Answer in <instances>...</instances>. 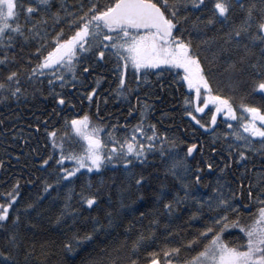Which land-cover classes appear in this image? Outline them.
Wrapping results in <instances>:
<instances>
[{"label": "snow or ice", "instance_id": "obj_1", "mask_svg": "<svg viewBox=\"0 0 264 264\" xmlns=\"http://www.w3.org/2000/svg\"><path fill=\"white\" fill-rule=\"evenodd\" d=\"M217 25L227 30L216 28L213 35H207ZM194 41L196 49L202 44L214 47L213 60L239 51L236 60H226L225 70L244 73L248 77L246 95H258L264 102V0H75L74 4L72 0H0V99L6 98L3 93L18 98L22 79L39 91H43L47 80L49 94L63 105L65 98L55 89L65 87L70 79H79L77 63L90 60L92 65H98L114 58L117 96L130 94L147 84L150 76L160 77L164 72L173 73L174 82L191 90L183 99V115L204 129V134L210 132L214 139L227 138L224 167H230L233 160L239 164L250 159L249 153L264 156V108L243 98L235 104L231 97L214 93L210 73L194 49ZM17 45L21 52L29 47L31 51L18 56ZM81 72H88L87 64ZM95 91L93 87L84 98L91 100ZM208 105L212 107L205 111ZM148 107L140 106L136 123L124 124L122 139L115 138L116 125L102 129L91 122L87 112L70 120L66 117L65 127L70 125L83 142L79 152H65L63 141L58 143L55 138L56 130L47 132L59 152L39 160V166L48 171L41 191L64 188L60 211L48 220L61 229V250L70 256L78 255L98 237L108 239L110 229L119 228L124 232L123 240L110 249L101 246L100 240L96 244L100 255L88 254L83 264H117L110 254L104 255L106 250L117 253L119 264H264V171L258 172L256 180L249 178L247 184L244 177L237 178L238 188L246 189L243 203L238 188L230 189L231 195H226L219 180L209 195H200L201 165L197 162L192 168L188 164L197 144L187 143L183 154L172 151L177 147L176 137L165 139L166 132L145 123ZM135 111V106H130L129 116ZM220 125H225L226 130ZM164 144L168 151L160 147ZM211 150L217 151L214 147ZM156 155L166 158L163 171L173 182L161 180L146 193L151 177L146 166L149 158ZM66 160L72 162L70 167L64 166ZM109 165L114 169L122 166L119 170L125 182L118 190L127 202L122 198L119 208H105L102 216L91 215L90 225L81 228L92 210L99 211L102 174ZM203 167L212 169L213 164L205 161ZM94 176L101 177L98 183L91 178ZM18 186L17 179L10 190L0 193V264H34L36 247L29 233L39 225L29 210L40 217L44 209H39L35 201L18 199ZM148 195L151 207L143 211L136 205ZM252 201L255 208H251ZM121 209L127 211V217ZM242 211L251 218L242 220ZM229 213L233 214L231 218ZM161 217H166L163 223ZM145 219L146 228L140 225ZM172 219L187 227H192V222L203 223L190 238L185 235L178 241L169 240L180 236ZM157 228L163 229V244L156 239ZM229 229L238 230L236 242L225 239V235L231 239ZM153 242L156 247H152ZM182 249L194 254L181 258ZM45 254L41 245L37 255Z\"/></svg>", "mask_w": 264, "mask_h": 264}, {"label": "trees", "instance_id": "obj_2", "mask_svg": "<svg viewBox=\"0 0 264 264\" xmlns=\"http://www.w3.org/2000/svg\"><path fill=\"white\" fill-rule=\"evenodd\" d=\"M172 2L173 0H169V3ZM74 3L75 0H72V4ZM179 7L182 8V5H179ZM216 28H219L221 31L227 30L225 27L217 25L213 29L208 30L207 35H213ZM64 32L65 35L69 34V29L66 25L64 26ZM193 47L196 49V41L193 42ZM196 50L199 52L205 70L210 73V83L214 93L231 97L235 104H238L241 98H243L247 103L264 108V102L260 100L258 95H246L247 85L245 81L248 77L244 73L235 72L231 69L225 70L226 60H236L240 54L239 51L235 54H229L227 57L221 55L217 60H213L214 47L202 44ZM16 51L18 56L28 55L31 49L29 47L21 52L20 46L17 45ZM88 55L90 56L91 54ZM209 61H212V63L209 64ZM85 64L88 65V72L82 73L81 70ZM76 69L77 76L79 77L77 81L70 79L65 87L60 88L57 86L55 89L56 92L64 96L65 104L63 105L65 107L58 104L54 96L49 94L47 80H45L43 91H39L34 90L32 85L22 79L21 93L17 94L18 98H13L10 94L3 93L6 98L0 99V193L10 190L11 185L18 179L20 192L18 199L27 202L35 201L39 209H44L40 217H35V212L29 210L39 225L34 233H29L35 241L36 247V253H33L34 264H43L44 261L47 264H63V262H67V264H83L88 254L100 255L99 248L96 246L100 240H103V245L101 246L107 245L110 249L115 244L121 242L124 237L122 229H110L111 235L108 239L98 237L97 242L93 245L84 247L83 251L78 250V255L70 256L60 248V243L63 239L61 229L51 225L48 220L49 218H54L55 214L60 211V206L63 203L64 188H60L57 191L53 189H49L48 192L41 191L43 187L42 181L48 175V171L39 166V160L49 155L58 154L59 152L58 149L53 148L52 140L47 135V132L53 129L56 130L55 138L57 142L63 141V150L65 152H79L81 150L83 142L71 131L70 125L65 127L64 120L66 117L70 120L74 115H83V113L87 112L91 122L101 126L102 129L104 127L111 128L113 125H116L114 129L115 138L122 139L126 131L124 124L126 122L128 124L136 123V117L142 104L150 106L145 112V123H153L156 125L158 132H166L167 136L165 139L173 136L176 137L177 147L172 149V151L183 154L182 150L186 149L187 143L197 144V151L193 159H188V164L192 168L196 167L197 162L201 165L200 175L202 180L199 185V194L202 196L209 195L211 188L216 186L218 180L224 185L225 194L231 195L230 189L238 188V177H244V184H247L249 178L256 180L258 179V172L264 171V156L258 153H249L250 159L244 160L239 164L233 160L230 167H224V157L228 155L227 144L225 143L227 138L214 139L210 132L204 134V129L195 126L194 122L183 115V99L191 90L181 87L178 82H174L173 73L164 72L160 77H156L155 75L150 76L147 84H143L139 89L135 90L137 96H142L141 103L137 101L138 98L135 100L138 102L135 106L136 111L129 116L128 110H124L120 116H115L117 111L115 109L116 93L114 89L117 85H115L116 80L118 82V73L114 75V58L98 65H92L90 60H85L83 63H77ZM150 79H153L154 82L152 84L153 89L150 90L151 94L149 95L148 87L150 86ZM97 80H99V83H97ZM164 80H168V82L164 83ZM36 87L38 88L39 85ZM76 87L88 89L82 90ZM93 87L96 89L95 96L91 100L85 99L87 91ZM110 88L112 89L111 92H109ZM24 89H27V91L25 92ZM70 90H73V92L70 93ZM69 100L71 104L68 103ZM104 105H107V107ZM71 106L74 109H71ZM211 107V105H208L205 111ZM90 110H93V113L90 114ZM75 111L78 112L75 113ZM95 111H99L98 114ZM197 115L203 116V114ZM218 119H223V117H219ZM220 128L226 130L225 125H220ZM61 133H64V135L61 136ZM181 140L184 143H180ZM157 143L159 144V141ZM201 145L203 148L202 152L200 150ZM160 147L168 151L167 144L160 145ZM213 147L217 150L215 153L211 150ZM149 160L150 163L146 166V171L151 173V177L149 185L145 189L146 193L148 192V188L155 189L161 180L167 183L173 182L172 177L166 175L163 171L167 164L166 158H160L156 155L155 157H150ZM205 161L211 162L213 168L208 169L203 167ZM50 163L55 165V160H51ZM71 163L66 160L64 161V166L70 167ZM120 167L122 166L114 169L112 165H109L107 166V170L103 171L102 178L104 183L100 194L99 211L92 210L88 214L89 219L80 224L81 228H86L90 225L91 215L102 216L105 208H119L120 200L124 197L118 189L125 182V176L119 170ZM220 168H224V171L221 172ZM81 171L84 172L86 170L82 169ZM91 178L96 183L101 179L100 176ZM80 179L76 181L77 189L79 188ZM205 185L207 186L205 187ZM64 187H67V185ZM238 190L242 193L239 199L243 203L246 197V189L239 187ZM255 191L253 189V196H255ZM124 199L127 202L126 198ZM0 200H3V197H0ZM150 201L151 196L148 195L145 201H138L136 206L140 207L143 211H147V208L151 207ZM250 204L251 208H255L254 201L250 202ZM72 206L75 207V203ZM184 211L187 212V206ZM121 213L125 217L128 215L124 209H121ZM206 215L210 216L214 215V213H206ZM232 215V213H229L230 218ZM249 218L251 217L246 215L244 211L241 212L242 220H248ZM165 219L166 217H161V223ZM183 219H185V216L182 215L181 220ZM171 222L174 227L180 229V236L174 235L169 240L177 241L185 235L190 238L199 224L203 223V221H196L192 222V227H187V225L181 224L179 220L172 219ZM140 225L146 228L147 219L140 221ZM227 231L232 234L231 240L236 239L238 230L229 229ZM156 239L161 244L165 242L163 229L157 228ZM225 239L230 238L225 235ZM45 241L48 243L45 244ZM41 245H44L46 253L43 257L37 255L41 251ZM156 246V243L153 242L152 247ZM109 254L113 259H117V264H119L117 253H109L108 250L104 253L106 256ZM190 254H194V251L189 253L184 249L181 250V258Z\"/></svg>", "mask_w": 264, "mask_h": 264}, {"label": "flooded vegetation", "instance_id": "obj_3", "mask_svg": "<svg viewBox=\"0 0 264 264\" xmlns=\"http://www.w3.org/2000/svg\"><path fill=\"white\" fill-rule=\"evenodd\" d=\"M162 67H165V66H162ZM153 82H154V80L153 79H150V86L148 87V93H149V95L151 94V92H150V90H152L153 89V86H152V84H153ZM166 82H168V80H164V83H166ZM116 84H118V82H117V80H116V82H115V85ZM116 87H117V85H116ZM116 87H115V89H116ZM133 87H134V85H133ZM77 89H82V90H86V89H88V88H85V87H76ZM111 88H110V91L109 92H111ZM137 90V89H136ZM73 92V90H70V93H72ZM108 92V93H109ZM115 93H116V91H115ZM95 94H96V91L93 93V96H95ZM135 96H137V94H136V92H135V90L133 91V92H131L130 94H127V95H124V94H122V95H120V96H117V94L115 95V100H116V106H115V109H116V114H115V116H120V114L124 111V110H128L129 109V107L130 106H132V105H134V106H136L137 105V103L139 102V103H141L140 101H139V98H142V96L141 97H139L138 98V102H136L135 100L137 99V98H135ZM104 104H107V103H104ZM105 107H107V105H104ZM62 107H65L64 105H62ZM73 106H71L70 108L71 109H74V107L72 108ZM97 110V109H96ZM82 111V110H81ZM76 112H78V111H75V113ZM96 112V114H98V112L97 111H95ZM89 113L91 114V113H93V110H90L89 111ZM84 114V113H83ZM245 212V214H246V211H244ZM250 219V218H249ZM234 234H236V233H234ZM227 240H229V242H236V239H234V240H231V239H227Z\"/></svg>", "mask_w": 264, "mask_h": 264}, {"label": "bare ground", "instance_id": "obj_4", "mask_svg": "<svg viewBox=\"0 0 264 264\" xmlns=\"http://www.w3.org/2000/svg\"><path fill=\"white\" fill-rule=\"evenodd\" d=\"M135 98H139V96H135ZM141 100H142V99L140 98L139 101L141 102ZM196 151H197V150H196ZM228 232H229V231H228Z\"/></svg>", "mask_w": 264, "mask_h": 264}, {"label": "water", "instance_id": "obj_5", "mask_svg": "<svg viewBox=\"0 0 264 264\" xmlns=\"http://www.w3.org/2000/svg\"><path fill=\"white\" fill-rule=\"evenodd\" d=\"M196 150H197V148L196 149H194V155H195V152H196ZM194 157V156H193ZM193 157H191L190 159H193Z\"/></svg>", "mask_w": 264, "mask_h": 264}, {"label": "rangeland", "instance_id": "obj_6", "mask_svg": "<svg viewBox=\"0 0 264 264\" xmlns=\"http://www.w3.org/2000/svg\"><path fill=\"white\" fill-rule=\"evenodd\" d=\"M162 67V66H161ZM166 67V66H165Z\"/></svg>", "mask_w": 264, "mask_h": 264}]
</instances>
